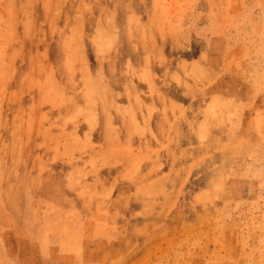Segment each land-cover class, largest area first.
<instances>
[{
  "label": "clouds",
  "instance_id": "obj_1",
  "mask_svg": "<svg viewBox=\"0 0 264 264\" xmlns=\"http://www.w3.org/2000/svg\"><path fill=\"white\" fill-rule=\"evenodd\" d=\"M0 264H264V0H0Z\"/></svg>",
  "mask_w": 264,
  "mask_h": 264
},
{
  "label": "rangeland",
  "instance_id": "obj_2",
  "mask_svg": "<svg viewBox=\"0 0 264 264\" xmlns=\"http://www.w3.org/2000/svg\"><path fill=\"white\" fill-rule=\"evenodd\" d=\"M170 239V238H169Z\"/></svg>",
  "mask_w": 264,
  "mask_h": 264
}]
</instances>
